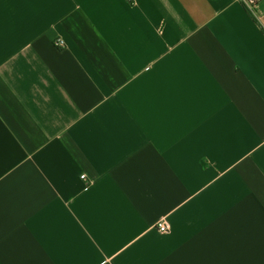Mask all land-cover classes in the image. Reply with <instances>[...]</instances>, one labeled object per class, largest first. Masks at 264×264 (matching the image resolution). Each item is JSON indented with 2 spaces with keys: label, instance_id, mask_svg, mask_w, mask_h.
Returning a JSON list of instances; mask_svg holds the SVG:
<instances>
[{
  "label": "crops",
  "instance_id": "1",
  "mask_svg": "<svg viewBox=\"0 0 264 264\" xmlns=\"http://www.w3.org/2000/svg\"><path fill=\"white\" fill-rule=\"evenodd\" d=\"M0 264H264V0H0Z\"/></svg>",
  "mask_w": 264,
  "mask_h": 264
},
{
  "label": "built area",
  "instance_id": "2",
  "mask_svg": "<svg viewBox=\"0 0 264 264\" xmlns=\"http://www.w3.org/2000/svg\"><path fill=\"white\" fill-rule=\"evenodd\" d=\"M241 4H243L245 7H247L248 9H255L259 0H238ZM56 45L58 47L63 46V43L61 42H57ZM85 178V176H81V179L83 180ZM157 230L160 233H166L170 230V224L166 219H161L160 221H158L157 225H156Z\"/></svg>",
  "mask_w": 264,
  "mask_h": 264
}]
</instances>
